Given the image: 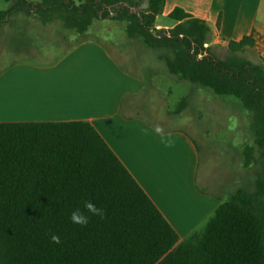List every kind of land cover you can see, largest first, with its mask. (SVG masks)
Segmentation results:
<instances>
[{
	"label": "trees",
	"instance_id": "16d2710c",
	"mask_svg": "<svg viewBox=\"0 0 264 264\" xmlns=\"http://www.w3.org/2000/svg\"><path fill=\"white\" fill-rule=\"evenodd\" d=\"M4 1L11 5L0 10V22L17 13L45 25L58 20L79 40L97 21L125 22L127 37L159 51L171 76L240 100L252 114L254 145L264 156V64L238 56L215 59L205 47L212 36L205 21L175 8L168 18L177 25L157 30L165 0H148L142 13L124 0ZM253 46L244 37L227 49L237 54ZM254 149L246 148L247 160ZM87 200L103 208L105 218L91 216L84 227L73 224L71 212L83 210ZM261 200L264 180L257 192L238 190L223 203L201 236L179 243L90 124H0V264H264ZM52 234H59L60 244L51 242Z\"/></svg>",
	"mask_w": 264,
	"mask_h": 264
},
{
	"label": "crops",
	"instance_id": "0c3cea01",
	"mask_svg": "<svg viewBox=\"0 0 264 264\" xmlns=\"http://www.w3.org/2000/svg\"><path fill=\"white\" fill-rule=\"evenodd\" d=\"M4 3L0 10L10 7ZM175 8L209 25L210 49H227L229 42L251 37L253 48L243 51L252 54L251 63L264 64V0H165L159 16L168 18ZM159 16L156 29L177 25L170 19V25L161 26ZM49 24H32L22 13L0 22V62L10 61L0 66V124H90L176 231L179 243L201 236L216 210L227 202L223 195L230 194L231 199L238 191L230 181L200 179L201 154H236L235 142L209 143V131L196 129L191 122L187 129L163 127L173 119L172 113L177 118L188 109L185 103L171 111L168 98L173 86L189 89L168 73L160 54L164 72L152 65H136L130 52L135 49L121 48L119 56L126 67L103 41L87 34L54 59L48 58L49 52H38L43 61H30L31 40L67 41L65 28L52 31ZM128 39L126 46L136 41L144 46L139 39ZM157 102L163 106L162 115ZM194 134L203 138V148ZM202 184L211 190H204Z\"/></svg>",
	"mask_w": 264,
	"mask_h": 264
},
{
	"label": "rangeland",
	"instance_id": "374dc122",
	"mask_svg": "<svg viewBox=\"0 0 264 264\" xmlns=\"http://www.w3.org/2000/svg\"><path fill=\"white\" fill-rule=\"evenodd\" d=\"M31 2L38 3L41 0H30ZM122 3L125 6L130 7L132 10L142 13L148 6V0H124ZM11 5V4H10ZM4 0H0V8L4 7ZM29 21L32 24L42 25L41 21L36 16L29 17ZM158 23L161 26H168L171 24V20L163 16H159ZM62 26L61 22L55 20L50 23L48 28L54 31L56 28ZM126 23L120 21H97L91 31L87 34L93 37H97L103 41L108 49L119 59L123 65H127L123 58H120L119 51L121 48H128L131 45L130 52L135 58L136 65L140 63L142 66L152 65L156 67L158 72H164L165 64L158 60L159 51L140 45L138 41L130 43L128 46L126 40H129L126 35ZM158 30V29H157ZM163 30V29H159ZM67 36V41L62 43L58 41L56 37L30 42L28 51V57L30 61H43L41 56H37L38 52L50 53L48 58H56L68 46L79 40L75 37V33L64 29ZM154 34H158L154 31ZM68 45V46H67ZM209 48V47H208ZM213 48V47H212ZM210 54L217 60H227L231 57L238 56L246 60L252 58L251 53L239 52L237 54L231 53L228 49H210ZM130 53V54H131ZM23 58V57H22ZM26 58V56L24 57ZM10 61L4 60L0 62V66L4 67L9 64ZM127 67V66H126ZM187 88H179L173 86V94L168 98L169 105L174 112L179 109L180 104L185 101L188 109L182 115L176 118L175 115H171L172 120L167 121L163 127L165 129H179L186 128L189 122L193 123L197 128L207 129L209 135L207 140L212 144H233L236 145V154H201V162L199 169L200 179L207 180L211 183H219L220 181H230L231 186L236 184V190H244L248 193H255L258 190V183L264 180V160L261 151L254 145V133L252 130L253 117L243 106L242 102L232 96H219L212 90L205 88L201 85H193L185 83ZM168 88V85L166 86ZM188 100H185L187 93ZM183 97V98H182ZM158 114H163V106L157 102ZM230 132V133H229ZM230 134V135H228ZM228 137L229 140L225 139ZM194 138L197 140L200 148H203V138L194 134ZM220 142V143H219ZM254 151L248 153L249 160H247L246 148L253 147ZM232 153V151H231ZM245 164L247 167H245ZM229 174V175H228ZM203 185V184H202ZM204 190H211L210 187L203 185ZM225 193V192H224ZM225 201L230 199V194H224ZM264 202L261 200V205ZM260 205V206H261ZM259 209V206H258ZM260 207L259 210H261Z\"/></svg>",
	"mask_w": 264,
	"mask_h": 264
},
{
	"label": "clouds",
	"instance_id": "9594fccd",
	"mask_svg": "<svg viewBox=\"0 0 264 264\" xmlns=\"http://www.w3.org/2000/svg\"><path fill=\"white\" fill-rule=\"evenodd\" d=\"M91 216H96L100 219H104L106 216V212L103 208L98 207L92 201L87 200L83 203V210L77 207L71 212L69 218L73 224L84 227L88 225ZM50 239L53 244L61 243V237L59 236V234H52Z\"/></svg>",
	"mask_w": 264,
	"mask_h": 264
},
{
	"label": "built area",
	"instance_id": "2783aa9c",
	"mask_svg": "<svg viewBox=\"0 0 264 264\" xmlns=\"http://www.w3.org/2000/svg\"><path fill=\"white\" fill-rule=\"evenodd\" d=\"M205 47L207 48L208 47V44H206ZM203 56H206V54L199 55V58H202Z\"/></svg>",
	"mask_w": 264,
	"mask_h": 264
}]
</instances>
